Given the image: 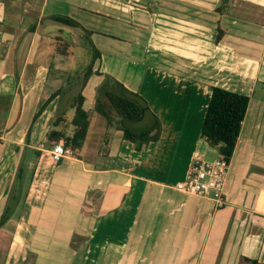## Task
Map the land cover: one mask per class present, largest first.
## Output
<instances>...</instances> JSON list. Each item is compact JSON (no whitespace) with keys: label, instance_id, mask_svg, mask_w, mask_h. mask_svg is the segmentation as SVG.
<instances>
[{"label":"crops","instance_id":"0c3cea01","mask_svg":"<svg viewBox=\"0 0 264 264\" xmlns=\"http://www.w3.org/2000/svg\"><path fill=\"white\" fill-rule=\"evenodd\" d=\"M220 2L0 0V218L12 209L0 227V264H264V95L255 98L264 86V19L242 8L264 12V0H232L223 15ZM51 15L93 31L101 71L139 93L160 120L157 142L138 151L115 113L108 125L85 108L88 100L95 106L101 77L94 76L83 91L90 114L83 148L52 161L47 134L63 112L72 133L74 109L61 95L35 118L52 94L71 89L61 81L69 68L39 57ZM214 86L250 97L220 208L174 189L195 155L221 156L201 137Z\"/></svg>","mask_w":264,"mask_h":264},{"label":"trees","instance_id":"16d2710c","mask_svg":"<svg viewBox=\"0 0 264 264\" xmlns=\"http://www.w3.org/2000/svg\"><path fill=\"white\" fill-rule=\"evenodd\" d=\"M232 0H221L217 6V12L220 14L231 13ZM48 19L73 28L80 29L89 42L92 51V61L87 66L78 93L69 98L70 108L74 109V116L69 122L73 126L72 133H67V113H60L47 134L46 147L51 148L53 144L63 142L66 149L72 151V154L78 157L79 151L88 136L90 126V114L84 108L86 98L83 91L87 83L94 77H101V81L96 88V99L94 110L102 115L108 125H112L113 118L111 113H115L120 118V130L124 140L135 144L138 151L150 143L157 142L161 134V122L153 115L147 101L137 92L128 90L121 82L110 75L101 71L102 53L91 40L93 31L88 30L79 21L65 15H51ZM31 31L34 32L31 28ZM222 32L219 31L217 41L220 40ZM61 40V39H60ZM66 46L63 49V56L70 54L65 53ZM77 81V80H76ZM72 83L69 87L72 90ZM71 91L69 88H67ZM66 88H61L52 94L49 99L40 107L35 118L40 115L46 106L55 98L67 94ZM250 97L236 91L228 90L219 86L211 88V96L207 105L205 117L201 127V137L214 148H217L228 162H230L240 132L242 123L245 119L249 106ZM149 115L152 121L148 127L137 130L130 126V123L141 122ZM39 154V153H38ZM24 177V168L19 166L16 178ZM11 207L7 206L0 218V227H2L11 215ZM251 264H260L255 260L246 259Z\"/></svg>","mask_w":264,"mask_h":264},{"label":"rangeland","instance_id":"374dc122","mask_svg":"<svg viewBox=\"0 0 264 264\" xmlns=\"http://www.w3.org/2000/svg\"><path fill=\"white\" fill-rule=\"evenodd\" d=\"M242 8H247V16L249 17H254V18H260L261 20L264 19V12H262L261 10H257V9H253L247 6H243ZM244 10V9H243ZM44 26H42L41 28V39H40V50L39 52V57L47 56L46 60H47V64H49L51 61L53 63L54 59H56V61H58V65L62 68H69V72L68 74L64 75L63 79L61 78V81H65V84L70 85V83H72V90L69 91L66 86V92L67 94L63 95V103L64 106L69 104V98L76 95L80 89V86L82 84V80H80V78L83 77L84 73L86 72L87 66L90 64V62L92 61V51L90 49L89 46V42L87 41V38L84 36V33L77 28H73L70 26H66L54 21H50L48 19H44ZM61 39V40H60ZM92 40V39H91ZM95 45V44H94ZM66 46V52L67 54H69L66 58L65 56H63L62 52L64 47ZM118 50V49H117ZM109 51L111 52H116V50L114 49H109ZM135 54V55H134ZM133 55L135 56V59L140 60L141 56L143 54H141L139 51H136L135 53H133ZM147 63L149 64H155L154 63V59L151 56V54H149L148 59H147ZM169 65V64H168ZM159 67H162L164 65H158ZM146 68V66H145ZM130 69H134L137 72H141V67H129ZM63 71V70H60ZM52 72H50V77H52ZM132 76H134L135 78H139L140 74L139 73H133L132 72ZM80 77V78H78ZM77 80V81H76ZM127 81L131 80V76L127 75ZM136 82V81H135ZM264 88V86L259 85L256 89L255 92V98L256 99H261L264 95V91L262 90ZM94 92V91H91ZM96 93V91H95ZM95 96H97V93L95 94ZM148 103V102H147ZM68 107V106H67ZM94 107V103L92 102V100H88L87 104L85 106L86 109ZM60 114V113H59ZM57 114V115H59ZM72 115V111L69 112V116ZM146 119V118H145ZM144 119V120H145ZM141 121V122H137V123H130V126L132 128H135L137 130H142L145 129L146 127H148L149 125H147V122L145 121ZM94 139H92L89 143L93 142ZM90 147V145H89ZM92 149V146L91 148ZM95 158V156H94ZM31 172V171H30ZM3 234L9 235V232H7V230H4L2 232ZM76 239V238H75ZM73 249H80L82 250V247L76 245L72 247ZM5 253V251H0ZM75 264H77L78 260H74Z\"/></svg>","mask_w":264,"mask_h":264},{"label":"built area","instance_id":"2783aa9c","mask_svg":"<svg viewBox=\"0 0 264 264\" xmlns=\"http://www.w3.org/2000/svg\"><path fill=\"white\" fill-rule=\"evenodd\" d=\"M53 162L59 163L72 155L63 142L55 143L48 150ZM230 162L222 155L214 160H207L195 155L184 181L177 183L174 189L196 197L214 202L217 208L225 205V187L227 184Z\"/></svg>","mask_w":264,"mask_h":264}]
</instances>
